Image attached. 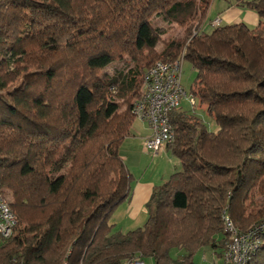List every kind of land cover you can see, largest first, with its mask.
Instances as JSON below:
<instances>
[{
    "label": "trees",
    "instance_id": "trees-1",
    "mask_svg": "<svg viewBox=\"0 0 264 264\" xmlns=\"http://www.w3.org/2000/svg\"><path fill=\"white\" fill-rule=\"evenodd\" d=\"M212 2L0 0V197L10 193L24 224L0 241V264H196L205 246L223 256V213L242 232L264 223V0L239 4L260 25L206 30ZM155 17L183 36L162 42ZM123 56L134 67L101 77ZM181 57L195 72L189 94L218 128L172 110L167 149L181 168L153 189L144 227L114 230L141 76ZM258 240L246 264H264Z\"/></svg>",
    "mask_w": 264,
    "mask_h": 264
},
{
    "label": "built area",
    "instance_id": "built-area-1",
    "mask_svg": "<svg viewBox=\"0 0 264 264\" xmlns=\"http://www.w3.org/2000/svg\"><path fill=\"white\" fill-rule=\"evenodd\" d=\"M218 26L219 21H212ZM183 59L174 62L158 61L146 69L138 87V96L132 105L134 118L144 121L150 135L144 140V146L152 153H158L174 139V131L170 122V113L180 106L183 97L190 104L195 98L187 95L181 84ZM229 241L223 252L224 264H246L259 244V235L264 234V223L240 231L233 225L226 214H222ZM18 225V219L9 203L0 197V241L10 238ZM123 264H146L139 257L127 259Z\"/></svg>",
    "mask_w": 264,
    "mask_h": 264
},
{
    "label": "crops",
    "instance_id": "crops-1",
    "mask_svg": "<svg viewBox=\"0 0 264 264\" xmlns=\"http://www.w3.org/2000/svg\"><path fill=\"white\" fill-rule=\"evenodd\" d=\"M241 1L243 0H213L209 14L212 7L214 14L204 22L203 28L208 25L211 29L215 19H218L219 25L242 24L249 28L260 25L262 21L259 14L239 6ZM141 125V130L138 128L137 132L133 131L125 138L119 150L132 175L131 189L128 197L114 208L108 222L114 230L121 232L142 228L148 220L146 204L153 189L181 168L179 160L170 153L167 146L158 153L146 149L144 140L150 135V129L144 121H141Z\"/></svg>",
    "mask_w": 264,
    "mask_h": 264
},
{
    "label": "rangeland",
    "instance_id": "rangeland-1",
    "mask_svg": "<svg viewBox=\"0 0 264 264\" xmlns=\"http://www.w3.org/2000/svg\"><path fill=\"white\" fill-rule=\"evenodd\" d=\"M213 14L214 13H213V7H212V11L210 14L208 13V17L206 20L211 18ZM153 25L158 27L162 31V36H161L162 42L167 41L170 38H180L183 36V29H181V27H179L176 24H168L167 22H164L160 17H155L153 19ZM205 27H206V30H210V27L208 25H205L204 29ZM162 42H159L156 45L157 51H160L162 49ZM132 67L134 66L132 62L130 61V59L127 56H123L122 59L116 60L112 62L111 64H109L107 67H105L101 71L100 75L101 77H104L105 75L111 76V75L116 74L119 71H126ZM181 71H182L181 72V84L185 92L187 93V95H189L190 88L191 87L193 88L195 86L194 84L195 72L187 60L183 61ZM195 101H196L195 103L196 106L193 107L188 101V98L183 97L180 102L181 109L191 110L193 112V108H194L195 113L203 120L207 129L210 131H216L218 126L215 123V121L211 118V116L207 113L206 107L198 104L196 99ZM140 127H142L141 121H139L138 119H135L132 124L131 134L133 133V131L137 132L138 128L141 130ZM123 155L125 156L124 152H123ZM1 197L7 203H9L11 200L10 193H8L5 190L1 191ZM145 225L146 223L142 227H144ZM23 228H24V224H20V225L18 224L14 234L18 233L19 229H23ZM193 260L196 264H222L223 262L222 257H220V255L214 254V251L210 246H205L202 250L198 251L193 256ZM145 262L146 264H153L150 258H147Z\"/></svg>",
    "mask_w": 264,
    "mask_h": 264
}]
</instances>
